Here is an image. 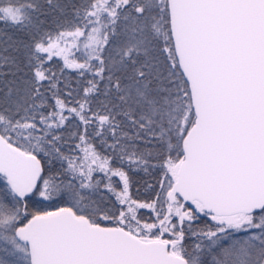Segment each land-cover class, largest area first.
<instances>
[{"label": "snow or ice", "instance_id": "6c2138e0", "mask_svg": "<svg viewBox=\"0 0 264 264\" xmlns=\"http://www.w3.org/2000/svg\"><path fill=\"white\" fill-rule=\"evenodd\" d=\"M0 264H264V0H0Z\"/></svg>", "mask_w": 264, "mask_h": 264}]
</instances>
